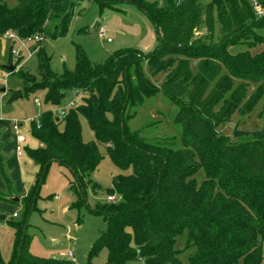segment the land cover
Listing matches in <instances>:
<instances>
[{"label":"trees","instance_id":"1","mask_svg":"<svg viewBox=\"0 0 264 264\" xmlns=\"http://www.w3.org/2000/svg\"><path fill=\"white\" fill-rule=\"evenodd\" d=\"M14 1L9 7L0 0V35L35 40L39 80L28 72L19 74L25 93L43 92L44 102L57 108L66 106L70 92L82 96L64 117L47 111L32 121L31 133L43 147L26 155L39 167L41 181L53 162L67 168L75 195L72 209L77 211L84 206L85 191L96 188L91 176L101 160L100 148L115 166L131 169L115 178L107 195L116 194L118 200H106L107 205L92 212L105 227L88 264L102 249L107 250L106 264H183L176 249L183 236L185 247L195 249L187 264H262L264 132L234 139L217 129L235 114L249 116L264 95V49L251 53L255 44L264 43V12L258 16L250 0ZM258 1L264 9V0ZM86 3L117 13L123 5L134 6L154 26L157 47L146 54L120 50L102 63L91 62L78 47L75 69L57 75L41 45L46 37L66 35L75 9ZM202 26L206 33L198 36ZM242 44L248 49L229 52ZM142 60L151 76L166 73L161 90L178 107L181 149L172 139H151L127 126L130 109L156 91L138 73ZM259 117L264 119V105ZM80 118L87 121L94 141L82 140ZM200 170L204 179L198 184ZM0 177L6 186L0 202L9 203L15 190L1 147ZM36 196L33 187L21 201L23 222L11 223L15 240L8 264H73L28 252L24 221ZM0 264H5L1 257Z\"/></svg>","mask_w":264,"mask_h":264},{"label":"rangeland","instance_id":"2","mask_svg":"<svg viewBox=\"0 0 264 264\" xmlns=\"http://www.w3.org/2000/svg\"><path fill=\"white\" fill-rule=\"evenodd\" d=\"M252 1V0H250ZM7 6L14 7V0H5ZM80 12V14H79ZM99 22L106 30V38L98 34V27L93 25ZM216 35L219 33V23L216 20ZM50 25V24H49ZM51 27V26H50ZM206 33L205 27L197 32L198 36ZM110 39L111 42H108ZM158 45V34L148 18L132 5H123L122 11L117 13L110 10L100 11L95 3H86L75 9L66 35L57 38L46 37L42 43L47 56L50 57V69L57 75L64 70L73 71L76 66L77 48L80 47L88 59L93 63L104 62L111 54L120 50L134 49L143 53L153 51ZM34 41H22L16 34L0 35V145H3V154L7 159L6 169L11 174L14 193L24 199L20 194L28 193L31 188L36 189L34 207L25 219L27 221V234L29 235L28 252L38 258L69 260L68 254L73 256L74 264H88L89 252L96 242L105 224L101 217L92 212L107 205L106 198L114 187L115 178L131 174V169L123 170L115 166L108 157L105 149L100 148V163L91 178L96 188H89L84 194V206L79 210L72 209L75 201L71 190L72 175L64 166L53 162L41 181L39 167L30 162L26 156L29 150L43 147V144L31 133L32 121L45 112L56 113L57 107L44 102V93H25V85L19 74L28 72L39 80V59L34 52ZM247 45H237L229 48L231 54L247 50ZM264 49V43L255 44L251 50L256 54ZM13 67L14 73L8 68ZM138 73L148 80L155 92L144 96L140 105L130 109L131 117L127 126L131 131H140L151 139L169 138L174 142L176 149L183 147V129L176 123L178 107L162 90L166 73L159 72L151 76L147 62L139 63ZM132 77H136L135 71ZM4 89V91H2ZM255 89L253 88L252 91ZM20 91L22 96L10 101L13 92ZM40 103L37 106L35 101ZM76 100L82 102V96L70 92L66 102ZM264 105V95L256 108L249 116L233 115L230 122L217 130L219 133L233 137L236 124L242 131H260L264 127V119L259 114ZM14 125L19 127L18 133ZM81 136L84 142L94 141V137L84 118H80ZM17 135L24 137L21 156L16 152ZM200 184L204 173L200 170L197 175ZM19 193V194H18ZM115 201L118 196L113 195ZM2 213L6 219L0 221V257L3 263L11 260L15 231L11 226L13 222H23L24 210L22 204L5 207ZM186 236L177 240L176 249L180 252L179 259L183 264L188 263L194 248L185 247ZM107 250L102 249L92 258L91 264H106ZM137 264H144L138 262ZM262 264H264V245L262 247Z\"/></svg>","mask_w":264,"mask_h":264},{"label":"built area","instance_id":"3","mask_svg":"<svg viewBox=\"0 0 264 264\" xmlns=\"http://www.w3.org/2000/svg\"><path fill=\"white\" fill-rule=\"evenodd\" d=\"M252 5H253V7L255 9V12L257 13V15L258 16H261L263 14V12H264V9H263L261 3H259L258 0H252ZM97 30H98V34H99V37L100 38H102V39L106 38V30H105V28L103 26H99ZM37 40H42V38L41 37L36 38V41ZM27 41L28 42L29 41L30 42L31 41H34L35 42V40L30 39V38ZM107 41L108 42H111L110 39H107ZM35 103H36L37 106H40V103L37 100L35 101ZM76 105H77V101L76 100L70 101L69 103L66 104V106L59 107L57 109V111H56L55 114L58 117H64L66 115L67 111L69 109L75 107ZM13 128H14L15 132L18 133L19 127L17 125H14ZM16 142H17L16 152H17L18 155H21L22 154V150H21V147L20 146L25 142V139H24V137L17 135ZM113 199H114V197H109V196L106 198L107 201H113ZM68 259L70 261H72L73 256H72L71 253L68 254Z\"/></svg>","mask_w":264,"mask_h":264},{"label":"water","instance_id":"4","mask_svg":"<svg viewBox=\"0 0 264 264\" xmlns=\"http://www.w3.org/2000/svg\"><path fill=\"white\" fill-rule=\"evenodd\" d=\"M73 6H74V2L72 1L70 3L69 10L72 9ZM98 25H99V22H96L93 25V30H96L97 27H98ZM8 70L11 71V72H14L15 69L13 67H9ZM2 91H4V89ZM21 96H22V93L20 91L13 92L12 95H11V98H10L9 102L10 101H13V100H15V99H17V98H19ZM263 132H264L263 130H260V131H242V130H240L239 123H238L234 127L233 138L234 139H238V138H241V137L258 135V134H261ZM7 200L10 203H13V204H18L20 202L19 197H17L15 194H13L11 197H8ZM5 219H6V217L3 214L0 213V220H5Z\"/></svg>","mask_w":264,"mask_h":264},{"label":"crops","instance_id":"5","mask_svg":"<svg viewBox=\"0 0 264 264\" xmlns=\"http://www.w3.org/2000/svg\"><path fill=\"white\" fill-rule=\"evenodd\" d=\"M34 51V50H33ZM1 135V134H0ZM25 143V142H24ZM23 143V144H24ZM16 146H17V142H16ZM0 147L2 148V153H3V145H0ZM4 155V154H3ZM18 155V154H17ZM18 156H21V155H18ZM27 156V155H26ZM28 158V157H27ZM28 160L30 161V162H32L29 158H28ZM6 161H7V159L4 157V165H5V167H6ZM32 164H34L33 162H32ZM35 165V164H34ZM36 166V165H35ZM7 170V169H6ZM8 172V171H7ZM8 174H9V177L11 176V174L8 172ZM0 191H2V192H6V186H5V184H4V182L2 181V179H1V177H0ZM16 191V190H15ZM17 192V191H16ZM19 194V193H18ZM21 196H23V197H25L26 195H27V193H25V194H20ZM20 199V198H19ZM20 204H21V199H20V202H19ZM10 204L11 205H14L13 203H2V202H0V211L2 212L3 210H4V208L5 207H8V206H10ZM2 214V213H1ZM0 221H3V220H0Z\"/></svg>","mask_w":264,"mask_h":264}]
</instances>
